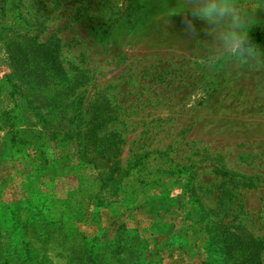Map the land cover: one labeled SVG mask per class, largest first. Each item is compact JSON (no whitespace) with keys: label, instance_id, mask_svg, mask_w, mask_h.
I'll list each match as a JSON object with an SVG mask.
<instances>
[{"label":"rangeland","instance_id":"374dc122","mask_svg":"<svg viewBox=\"0 0 264 264\" xmlns=\"http://www.w3.org/2000/svg\"><path fill=\"white\" fill-rule=\"evenodd\" d=\"M239 3L264 28V0ZM185 17L183 0H0V264H227L226 232L264 246V70L213 58Z\"/></svg>","mask_w":264,"mask_h":264},{"label":"clouds","instance_id":"9594fccd","mask_svg":"<svg viewBox=\"0 0 264 264\" xmlns=\"http://www.w3.org/2000/svg\"><path fill=\"white\" fill-rule=\"evenodd\" d=\"M191 18L185 17V29L195 34L193 19L210 26L215 35L213 58L229 62L237 71L264 70V49L251 39L254 19L239 0H183ZM175 14V13H173Z\"/></svg>","mask_w":264,"mask_h":264},{"label":"trees","instance_id":"16d2710c","mask_svg":"<svg viewBox=\"0 0 264 264\" xmlns=\"http://www.w3.org/2000/svg\"><path fill=\"white\" fill-rule=\"evenodd\" d=\"M251 39L256 42L260 40L264 36V28L262 27H256L254 28L251 33ZM40 50L39 52L43 53L44 56H47V63L50 67L55 68L53 70L52 78H64V71L59 63V60L57 58V52L58 49H55V46H51V43H42L40 44ZM10 56L13 60H16L14 55H12V52L10 53ZM55 71V72H54ZM111 111L108 110H102L100 105H97L95 109V119L97 122L102 121L103 124H105L107 121L113 120L115 118V115L113 113H110ZM227 222H225L226 224ZM244 233L243 231H239L238 234ZM230 235L228 232L225 233L223 236L224 239L221 237V240L224 241V245L226 248V254L228 256L229 262L227 264H259V255L260 252L263 250V245L260 241L254 239L251 235L246 237V241L242 243V239L240 236H235L234 238L229 237ZM236 255L241 256L239 259H237Z\"/></svg>","mask_w":264,"mask_h":264}]
</instances>
